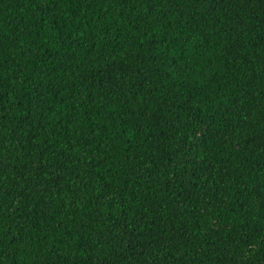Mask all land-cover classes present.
I'll return each mask as SVG.
<instances>
[{
	"label": "trees",
	"instance_id": "obj_1",
	"mask_svg": "<svg viewBox=\"0 0 264 264\" xmlns=\"http://www.w3.org/2000/svg\"><path fill=\"white\" fill-rule=\"evenodd\" d=\"M0 264H264V0H0Z\"/></svg>",
	"mask_w": 264,
	"mask_h": 264
}]
</instances>
